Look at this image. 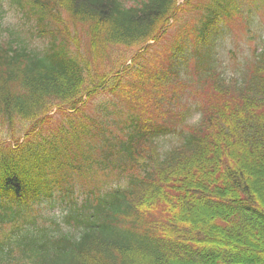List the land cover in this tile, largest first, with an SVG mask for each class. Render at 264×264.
Instances as JSON below:
<instances>
[{
  "label": "trees",
  "instance_id": "trees-1",
  "mask_svg": "<svg viewBox=\"0 0 264 264\" xmlns=\"http://www.w3.org/2000/svg\"><path fill=\"white\" fill-rule=\"evenodd\" d=\"M178 1L0 0V264H264V0Z\"/></svg>",
  "mask_w": 264,
  "mask_h": 264
},
{
  "label": "rangeland",
  "instance_id": "rangeland-1",
  "mask_svg": "<svg viewBox=\"0 0 264 264\" xmlns=\"http://www.w3.org/2000/svg\"><path fill=\"white\" fill-rule=\"evenodd\" d=\"M6 17H7V20L9 21H11L12 19L13 21L16 20L15 14L9 10L6 11ZM253 26L257 27L258 31H255V30H254L255 32L251 31L250 34L253 35V37H255L257 33L258 34L260 33L261 37L264 38V12L262 10L260 13L256 14V22ZM245 30H246V27H240V29H236L235 34L232 36L233 44L230 43L231 40L228 42V47H230V50L233 51V54L236 60L234 61L231 59V54L227 52V50H224L220 56V58L223 60V63L225 65L229 63V66H227L225 69L227 73L232 71L234 62L238 63L241 59H243V57H246V56H249V58L251 57V51L253 47L256 45L257 37L256 38L252 37V39L247 38ZM85 41L86 40L83 41L84 44H85ZM172 142L173 140H165L164 145L168 146ZM255 172L257 175H255L256 177L253 176L252 179L249 176L248 167L244 169L243 174L244 176L248 177V179H250V188L254 192L257 191L258 193L264 196V180H262L264 178V169L262 170L256 169ZM196 214L198 217L193 218V220L189 218L188 220L191 221L200 230L206 231L207 225H208L207 220H206V215H204V213L202 212H196ZM253 260L260 261V258H258V256L255 258L253 257ZM173 264H178V263H173ZM183 264H186V263H183Z\"/></svg>",
  "mask_w": 264,
  "mask_h": 264
}]
</instances>
